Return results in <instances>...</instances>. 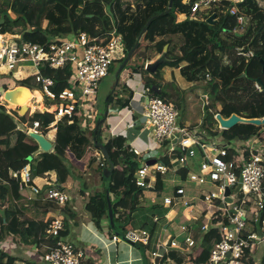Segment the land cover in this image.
Returning a JSON list of instances; mask_svg holds the SVG:
<instances>
[{"label":"trees","instance_id":"obj_1","mask_svg":"<svg viewBox=\"0 0 264 264\" xmlns=\"http://www.w3.org/2000/svg\"><path fill=\"white\" fill-rule=\"evenodd\" d=\"M78 1L0 0V34L16 38L17 43L44 44L54 38H74L81 33L95 38L112 30L113 24L122 35L125 55L119 60L114 59L109 73L117 72L128 52L139 42L135 54L119 76L118 86L109 96V114L105 122L100 125L96 141L106 147L115 164L110 198L117 229L124 234L137 230L147 231L150 235L149 244L144 247L151 245V252H159L161 248L157 243L164 239L165 226L169 224L166 215L170 207L140 208V195L145 191L136 185L137 172L142 168L143 163L152 158L144 160L143 156L147 154L136 155L126 134L114 132L108 120L122 108H130L133 93L126 88V81L135 77L137 73L142 74V82L146 88L150 89V94L171 100L172 96L169 94L171 91L163 84L164 77L161 72L165 67L179 69L183 78L191 83L210 80L208 83L210 93L207 95L211 101L210 106L216 112H209L206 121L210 120L218 125L215 119L217 113L226 119L233 114L246 119L264 118V73L261 62L264 60V0H244L240 4V12L247 17L251 27L250 31L248 27L243 36L234 34L233 28L237 24L233 18H230V5L227 2H221L209 8V11L204 13L203 19L187 17L179 21L178 13H187L190 5L199 0H190L189 4H184V0H174L169 14H166V11L170 0H85L83 4ZM214 14L218 22L209 24L207 21ZM151 19L152 22L147 31L142 34V30ZM152 44H155L156 57L162 53L166 45H169L168 58L171 60L161 65L155 75L145 69L146 64L151 60L148 54ZM239 48L252 52L253 56L247 58L238 55ZM117 61L118 65L115 64ZM25 67L24 71L14 74V79L25 82L20 84L22 86L38 91L34 86L32 87V82L25 81L34 74L27 69L30 67L26 64ZM46 74L53 76L59 82V88L69 87L70 67L62 70H47ZM258 81L263 86L261 91L255 88ZM1 87L0 242L10 238L18 244L38 247L40 235L47 238L48 225L56 219L50 216V209L55 208L54 204L45 200L42 195L31 196L28 189L19 191L17 182L12 179L10 172L14 169L21 170L30 163L33 176L55 172L58 181L54 185L63 188L62 185L67 182L73 168L68 164L70 154L78 161L89 157L90 163L87 169L93 168L97 162L101 161L98 166L99 172L93 173L101 181H103L104 170L110 168V164L103 156L98 159L95 153L98 152L101 155V151L95 145L94 131L83 129L85 117L78 112L74 114L72 120L65 119L58 124L53 150L38 154L40 147L37 142L27 133L17 129L14 117L8 113V104L1 99L6 91H12L16 86L10 88L3 83ZM154 87L160 90V94L153 91ZM176 105L179 109L181 108L180 103ZM26 106L31 107L29 102ZM104 113L105 111L99 115L98 120L104 118ZM12 114L22 123L31 124V127L34 122H39L45 135L48 133L46 128L54 121V115L50 113L35 112L20 116L13 111ZM14 134L16 141L11 146L9 141ZM203 137L208 142L219 141V146L246 145L257 138L264 148V126L238 124L230 130L216 127L206 130ZM232 151L236 154L235 149ZM173 158V162L168 155L158 156L157 160L170 167L169 172L177 170L180 172L179 177L185 178L192 168L188 166L187 169H183L179 165V153ZM74 169H76L75 166ZM162 180L163 175L157 173L155 185L157 192H162ZM80 181L81 193L85 194V189L89 191L87 188L89 182ZM104 186L103 181L102 189L89 194L86 206L92 220L99 228H102L104 221H108V201ZM69 218H71L70 215ZM156 219L159 220L156 221ZM261 219L264 220V213ZM67 221L65 218L63 222L65 227ZM201 224L196 225L190 232L192 238L197 243L203 239L206 242H212L218 236L217 229L212 227L211 230L203 232ZM48 239L50 241L48 247H52L56 240ZM164 247L167 252L160 264L170 260L175 264H187L193 255V253L189 254V251L182 252L181 249L171 247L170 242ZM47 251L49 249L39 251V254L43 255ZM18 260L7 253L0 256V264H18ZM242 262L254 264L246 257ZM152 264H155L154 259Z\"/></svg>","mask_w":264,"mask_h":264},{"label":"built area","instance_id":"obj_2","mask_svg":"<svg viewBox=\"0 0 264 264\" xmlns=\"http://www.w3.org/2000/svg\"><path fill=\"white\" fill-rule=\"evenodd\" d=\"M243 1L199 0L190 5L187 13L178 14L179 21L187 17L196 19L200 11L227 2L230 5V18L235 20L237 26L243 27L247 23V17L239 9ZM1 36L4 35L0 34V38ZM0 42V58L9 69L8 75L17 63L33 65L35 73L30 78L40 88L43 103L45 102L40 111L54 115V121L46 129L57 133L60 122L72 120L76 112L84 115L85 103L97 95L99 83L109 74L118 46L122 43V36L112 24V30L95 38L81 33L74 38H54L44 44L16 41L9 43L3 39ZM237 52L243 57L253 56L252 52H246L243 48L237 49ZM65 67H70L69 87L61 89L58 87L59 82L46 72ZM255 88L261 91L263 86L258 81ZM150 92L149 88L145 89L149 102L142 112L141 123L143 131L152 135L155 145L149 147L146 153L132 146L133 152L139 156L157 153L166 147L171 162L174 161L175 154L179 153V165L183 169L188 166L192 169L182 178L179 177L180 172H169L170 167L157 159L153 166L143 163L136 174V185L143 191L153 192L154 196H140V202H144L147 208L170 207L166 215L168 220L181 210L199 211L203 217L202 231L214 227L218 234L207 249L210 252L208 264H243L244 257L254 264H264V220L261 219L264 213V153L260 152V141L255 138L246 145L230 146H219V141L208 142L203 133H195L190 128L178 125L180 109L173 101ZM202 104L205 109L210 108L208 95L202 98ZM8 113L15 117L11 112ZM28 130L45 136L39 122H34ZM53 140L55 141V137ZM150 144L151 141L147 145ZM232 149H235L236 154ZM199 153L200 164L194 169L191 160ZM157 173L163 175L162 192L155 189ZM10 175L17 182L19 190L29 189L31 196L42 195L43 192L45 200L59 206H66L72 200L63 188L54 185L57 183L56 178L53 179L48 174L33 176L30 163L21 170H12ZM37 181H41L42 185ZM179 205L184 209L179 210ZM191 220H196V217ZM247 226L251 230H247ZM182 230L187 233L184 243L172 240L171 247L193 250L197 243L191 236V229L184 225ZM63 231L64 223L57 218L48 225L46 239L51 238L56 242L47 248L49 251L41 255L40 259L45 264H85V252L78 251L63 241ZM125 235L135 243L149 244L150 235L147 231H130ZM112 240L118 242L120 238L114 235ZM164 246L165 242L158 243L159 248ZM152 256L157 258L159 252H153Z\"/></svg>","mask_w":264,"mask_h":264},{"label":"rangeland","instance_id":"obj_3","mask_svg":"<svg viewBox=\"0 0 264 264\" xmlns=\"http://www.w3.org/2000/svg\"><path fill=\"white\" fill-rule=\"evenodd\" d=\"M78 2L83 4L85 2V0H79ZM208 11L209 10H202L200 12L207 13ZM248 27H249V21L247 20V23H245L243 27L242 26H236V27L233 28L234 31H235L234 34H236V33L244 34V32L247 31ZM0 39L6 40L9 43H12V42H14L16 40V38H12V37L5 36V35L3 37L1 36ZM124 55H125V51H124V48H123V44H120L118 46V49H117V54H116V59L115 60H119ZM25 64L27 65V67H30V68H27V69L30 70V72L34 73L33 65L31 63H25ZM25 64L23 65V64L17 63L16 67L14 69H12V72H10L9 75H8L7 74V72H8L7 70H9V69L2 63V60L0 58V93L2 91L1 90L2 89L1 86H2L3 83H5L10 88H12L14 86L19 87V86H21L20 84L25 83L23 81L22 82H18L17 80L14 79V74L16 72H22V71L25 70V68H26ZM115 64L118 65V61L115 62ZM115 64H114V67L116 66ZM167 70H171L172 71V69L170 67H166V68H164L162 70V72H161L162 75H164ZM116 73L110 72L105 78H103L101 80V82L99 83V87H98V90H97V95L94 96V97L89 98L87 100V102L85 103L86 110L84 111V115H83L85 117L83 129H87L90 132L94 131V129H95L96 125H97V122L99 121L98 120L99 115L102 114L103 111L106 112L105 107L108 104L107 100H109V96L112 94L113 90H115ZM179 73L180 72H179L178 69L177 70H173L172 72L167 73V75H166L167 78L164 79V83L167 82L169 84V86H170L171 92H173L175 94V98L172 101L175 104H177V103L181 104L180 116H179V124L183 128H190V130L195 132V133L199 132V133H203V134L205 133L206 134V130H208V128L205 126L206 125V120L205 119H206V114H208L210 112L209 111L210 108H207L205 110V107L202 104V98L205 95L210 93V87H209V84H208L210 80L201 81V82H198V83H191L192 84L191 85L190 83L186 82V80H184V78H182L179 75ZM33 75L34 74H31L30 77H32ZM30 77L28 79L26 78L25 81H28V80L32 81ZM142 78H143L142 74L137 73L135 75V77L129 78L126 81V84L128 86L129 91L133 93V98H134L133 100L136 101V102L141 101V99H142L141 96L143 97V94H145L144 93L145 92L144 84L142 82ZM32 87H33V85H32ZM38 89H40V88L38 87ZM31 91H32V94L28 96L29 99L23 105H26L29 102L31 107H30V110L28 111V113L30 112V114H33L35 112H40V108L42 109L41 104H40V106L36 105V103L37 104L40 103V98H42V96L40 95L41 93L39 91H37V90L34 91L33 89H31ZM9 92H12V91L11 90L6 91V93L3 94L1 99L4 102H6L10 108L14 107L13 111L17 112L19 114V110H20L22 104L21 103H12L10 101V99L6 100V97H7L6 95ZM14 92H16V91H14ZM26 93H25V95H26ZM8 106H7V110L9 108ZM8 112H10V111L8 110ZM128 113H129V109L128 108H122L121 110H119L118 113H116L115 115H112L108 121L111 124V126L113 127V129H116V128L119 127V129H118V131L116 133H121L122 132V133L126 134L127 136H130L129 135V131L131 130L133 132H136L137 134H140L141 131H138L139 127L135 126V124L132 122V117H129ZM14 120H15L16 123L17 122L22 123L20 121V119H18V117H14ZM211 123H212V121L207 123V125L209 124L211 126ZM27 126L31 127V124H29ZM28 131H31V130H28ZM53 135H54V132L51 131V132H48L47 136H45V137L47 139H49ZM141 137H142V140L141 139L136 140L132 144V146L134 148H136L137 150H139L140 152L146 153V151L148 150L149 147H153L155 145V142L152 140L153 139L152 135L150 133H148V132H144L141 135ZM53 138H54V136H53ZM15 141H16V139L14 140V138H11L10 141H9L10 145L11 146L14 145ZM149 141H151V144L147 145L149 143ZM129 142H130V140H129ZM95 154H97L98 159H101L102 154L100 155V154H98V152H96ZM166 155H167V151H166V147H164L162 150L158 151L157 153H147V155L143 156V159L144 160L151 159V158L152 159H157L158 156H166ZM70 156H71L70 158H74L73 155L70 154ZM89 159L90 158L87 157V158H85L82 161H76L75 162L76 169H71V172H78L77 170H80L82 172L84 170H87L86 172H88V174H91V173H94V172H99L98 166H99V162H101V161L97 162L96 165L93 168L87 169V166H89V163H90ZM191 163L193 165L192 167L194 169H197L199 167V164H200L199 155L195 159L191 160ZM68 164H70V163H68ZM107 169H109V168H106L105 170H107ZM13 171H18V170L14 169ZM93 182H94V179H90V183L91 184L88 183L87 187H92L93 186ZM188 186L190 187V185H187V187ZM66 192L70 193V195H73L74 197L77 196V194L73 193L72 190H66ZM92 192H94V191H89V194H91ZM84 193L86 195H88L87 194L88 191H86V189H85ZM42 195H43V192H42ZM143 195H145V197H147V195L151 196V197L154 196L152 193L146 192V191L143 192V194H141L140 196H143ZM47 201L49 202V200H47ZM71 202H72V200L67 204V206H59L58 204L52 202L54 204V206H56L57 208L62 210V213L59 216H56L55 214L51 213L50 216L56 217L57 219L61 220L62 222H64V219L67 218V220H68L67 221V226H68L69 225V221L71 220L69 218V215L72 214V215L76 216V214H75L76 212H75L74 207H73ZM140 205H141L142 208H147L145 206L144 202H142ZM178 209L181 210V209H184V207L182 205H179ZM193 210H195V209H193ZM194 217H196V220H194L195 222H199V221L203 220V217H202V215L200 214L199 211H197V213H196V215H194ZM21 218H25V217H21ZM184 221H185V217L184 216L178 217V222L179 223L182 224ZM68 229H69V226H68ZM65 230H66V227L64 226V231ZM247 230H251L250 226H247ZM67 235L68 234L63 235V233H62L61 238H62L63 241L67 240L66 239ZM41 237H42V235H40V238ZM43 243H44V241H43ZM137 244L145 249L146 255H147V258H148V263L152 264V259H154V261L156 259V258H154L152 256V253H151L152 246L150 245V246L144 247L146 245H144L142 243H137ZM198 244H200L199 247H201V248L205 247L204 246L205 242H202V245H201V242L200 243L198 242L196 246H198ZM20 246H23V247H20ZM35 247L36 246H34V245L25 246V245H22L20 243L17 244V245L16 244H14V245L11 244L9 247L8 246H4V248L8 252L10 251V252L16 253V255L19 258H21V259L25 258V257L26 258L27 257L30 258V256H31L30 250L33 249V252H32L33 256H34V253L37 254L36 255V259H35V264H45L40 259V255L38 257V253H37L38 249H37V247L36 248ZM204 249L206 250V248H204ZM205 250H203L201 252L202 255H207L208 254V252L205 251ZM25 251L29 252V253H25ZM192 257H193V255H192ZM190 264H194V262H191Z\"/></svg>","mask_w":264,"mask_h":264},{"label":"crops","instance_id":"obj_4","mask_svg":"<svg viewBox=\"0 0 264 264\" xmlns=\"http://www.w3.org/2000/svg\"><path fill=\"white\" fill-rule=\"evenodd\" d=\"M189 3H190V0H184V4H189ZM204 16H205V14L202 12H199L197 14V17L199 19H203ZM148 55L150 56V59H151L148 63L154 62L159 57V56L156 57L157 52H156L155 44H152V48L149 51ZM171 69H172V71L177 70L174 68H171ZM172 71L167 70L165 72V74L163 75L164 79L167 78L166 77L167 73H170ZM179 75L183 78V76L180 73H179ZM28 82H32L33 86L36 89H38V86L36 84H34L33 80L32 81L28 80ZM186 82H188V81H186ZM188 83L191 84V82H188ZM193 83H198V82H193ZM163 84H165V86H168L170 89L169 84L167 82L164 83V80H163ZM126 88H128L127 84H126ZM145 89H146V87L144 85V90ZM38 91L40 92L39 89H38ZM169 94H171V96H172L171 100H169V101L174 100L175 94L173 92H170ZM141 98H142L141 101L136 102L133 100L134 98L132 97L131 106H130V108H128L129 109V113H128L129 117H132V122L135 124V126L139 127L138 131H141L140 134H137L136 132H133L130 130L129 131L130 136L126 135L127 138L130 140L131 146L136 140H138V139L142 140L141 135L145 132L142 129L141 119H142V112L145 108V105L147 104V94L146 93L143 94V97L141 96ZM28 99L29 98H27L25 101H27ZM40 104H41V107L43 109V105H44L43 96H42V98H40V103H38V104L36 103L37 106H40ZM210 109H211L210 112H213V113L216 112L211 106H210ZM8 110L12 113V111L14 109L9 107ZM206 117H207V114H206ZM209 122H210V120L206 121V125H205L209 130H212V128L215 129L216 127H218L220 129L219 124L215 125L212 122L211 126H210L209 124L207 125V123H209ZM22 124L25 126V128H27V130L29 129V127L27 125H25L24 123H22ZM178 125L180 127H182L179 124V120H178ZM118 129H119V127L116 129H113V131L117 132ZM209 130H207V131H209ZM45 136H47V134ZM53 136L56 139V133L55 132H54ZM53 136H51L48 140H50L54 146L55 141L53 140ZM12 137L14 138V140L16 139V135H13ZM257 145H259V143ZM260 152L264 153L263 147H261ZM69 159H70L69 163L72 165V167H73L72 169H74L75 162L78 160H76L75 158H69ZM80 161H82V160H80ZM87 173L88 172H71V175L69 176L67 182L64 185H62L63 189L65 191L66 190H72L73 193L77 194V196H75V197L73 195H70L72 198L71 203H72L74 210L76 212L75 213L76 216L70 214L71 220L69 221V225H68L69 229H68V226H66V230L62 232V233H65V235L68 234L66 237L67 240L65 242L74 246L76 250L85 252V264H143L142 252L140 250L134 248L132 245H130V244H128L122 240H119L118 242H114L112 240L114 234H113V232H111V230H110L111 228L109 229V227H110L109 218H108V221L103 222L102 228H99L94 223V221L92 220L91 215L87 211V208H86L87 203L89 201V196H90L89 191H96V190L102 189L104 179H103V181H101V179L96 174H93V173L87 174ZM45 174H48L49 177H51L53 179L56 178L58 181V177H57V174L55 172H49V173H45ZM85 179L89 183H90V179H94L93 186L87 187V188H89V191L87 193L88 195L81 193V189H80L81 188V181L80 180L85 181ZM0 181H1V179H0ZM1 182H0V184H1ZM37 183L39 185H42L41 181H37ZM104 189H105V187H104ZM150 193H152L154 195L153 192L150 191ZM147 197H151V196L147 195ZM151 198H153V197H151ZM54 207L55 208H51V209H54L56 213L51 212V211L50 212L54 213L56 216H59L62 213V210H60L56 206H54ZM140 208H142V207H140ZM196 213L197 212L195 210L186 209L184 211L181 210V212H179V213L175 212L172 215L173 217L169 218L171 220H168L166 218L169 224H167L165 226L166 231L164 233V239H162V241L165 242V246L169 242L171 243L172 240H177L180 243H184L185 238L187 236V233H184V231L182 230V226H184V225L187 227L190 226L191 230H193L196 225L201 224L200 223L201 221L195 222L194 220H191V218L194 217V215H196ZM180 216L185 217V221L182 224L178 222V217H180ZM43 241H44V243H43ZM48 242H50V241L48 239H46V237H44V238H43V236L41 237L40 243L37 247L38 257H39V255L41 256V254H39V251H44L45 249L48 248V246H49ZM159 242H161V241H159ZM158 243H157V245H158ZM196 243H197V241H196ZM11 244L17 245L18 243L13 242L12 239H10V238L4 242H0V256L4 253H7V254L12 255V256L14 255V257L18 258L19 259L17 262L18 264H35V259H36L37 254L34 253V256H33V253H32L33 249L30 250V254H31L30 258L25 257V258L21 259L16 255V253H13L10 251L8 252L4 248V246L9 247ZM155 245H156V243H155ZM201 245H202V241H201ZM209 245H210V242H208V241L204 244V246H205L204 248H206V250L204 248L199 247L200 244H198V246H196L195 249H193V250L184 249V248H180V249L182 252H188L189 251V254H191V255L193 253V257L189 258L187 264H190L191 262H195V261H196L195 262L196 264H208L209 250H207V249H208ZM20 247H23V246H20ZM203 250L207 251L208 254L202 255L201 252ZM166 252H167V249H166ZM25 253H29V252L25 251ZM145 253H146V251H145ZM151 253H153V252H151ZM147 263H148V258H147ZM163 264H175V263L170 260V261L164 262Z\"/></svg>","mask_w":264,"mask_h":264},{"label":"water","instance_id":"obj_5","mask_svg":"<svg viewBox=\"0 0 264 264\" xmlns=\"http://www.w3.org/2000/svg\"><path fill=\"white\" fill-rule=\"evenodd\" d=\"M173 2L174 0H170L169 1V8L166 11V14H169L172 10L173 7ZM152 19L147 23L146 27L142 30V34H144L147 31V28L149 27V25L151 24ZM209 24H215L218 21L216 20V15H212L208 21ZM251 27H249L250 31ZM233 32V31H230ZM141 34V36H142ZM238 36H243L244 34H239L236 33ZM140 36V37H141ZM139 47V42H137L135 44V46L128 52L126 58L124 59L123 63L120 65V67L117 70L116 73V83H115V89L118 86L119 83V76L122 73L123 69L125 68V66L127 65V63L130 61V59L133 57V55L135 54V51L137 50V48ZM168 50H169V45H166L162 51V53L159 55V57L152 63H148L146 65V70L148 72H150L151 74H157L158 73V69L161 65L167 64L169 63L171 60L168 58ZM262 65H263V73H264V60L261 61ZM22 89V86L16 87V92L14 94H12L13 92H9L7 94L6 100L10 99V101L12 103H21L22 101L19 100V94L18 92ZM153 91L156 92L157 94H160L159 89H157L156 87L153 88ZM114 92V90H113ZM112 92V93H113ZM8 98V99H7ZM108 102V100H107ZM149 102V97H147V103ZM29 111V108L25 105H22L20 110H19V115L20 116H25ZM109 114V104L108 107L106 108V112L104 113V118L99 120L97 122V125L94 129V142L96 147L101 151L103 157L109 162L110 164V168L105 170L103 172V179L105 182V194H106V198L108 201V218H109V224H110V228L111 231L113 232L114 235L118 236L120 238V240L132 245L134 248L140 250L142 252V259H143V264H148L147 263V256L145 253V249L141 246H139L137 243L131 241L130 239H128L126 237V235L117 229L116 225H115V221H114V210H113V205L111 202V198H110V186L112 183V177H113V171L115 169V164L112 162L110 155L106 149V147L102 144L96 141V136L98 134L100 125L103 124L105 122V119L107 118ZM216 121L219 123V127L220 129L223 130H230L233 127H235L238 124H247V125H254L257 127H263L264 126V118L262 119H246V118H242L236 114H233L230 118H224L221 114H217L216 115ZM17 128L19 131L27 133L28 136L30 138H32L34 141L37 142V144L40 147V150L38 151V154L40 153H49L53 150V144L50 140H48L45 136H43L42 134H37L33 131H28L27 128H25V126L20 123L17 122L16 123ZM157 160L156 159H151L148 160L146 163L149 166H153L154 164H156ZM227 194H229V190L227 191ZM51 212H55L54 209H50ZM166 252L165 248H161L159 251V256L155 259V264H159L164 256Z\"/></svg>","mask_w":264,"mask_h":264},{"label":"bare ground","instance_id":"obj_6","mask_svg":"<svg viewBox=\"0 0 264 264\" xmlns=\"http://www.w3.org/2000/svg\"><path fill=\"white\" fill-rule=\"evenodd\" d=\"M2 44V42H0V45ZM33 70H34V68H33ZM34 73H35V70H34ZM22 86V85H21ZM16 90V88L14 89V90H12V92L13 91H15ZM27 92V93H26ZM15 92H13L12 94H14ZM25 93H26V95H25ZM18 94H19V100H21L22 102H21V104L23 105V104H25L27 101H25L27 98H28V96L29 95H31L32 94V91H31V89L30 88H28V87H26V86H22V89L18 92ZM7 96V95H6ZM8 99V98H7ZM10 103V102H9ZM26 106V105H25ZM28 107V106H27ZM29 108V107H28ZM30 109V108H29Z\"/></svg>","mask_w":264,"mask_h":264},{"label":"clouds","instance_id":"obj_7","mask_svg":"<svg viewBox=\"0 0 264 264\" xmlns=\"http://www.w3.org/2000/svg\"><path fill=\"white\" fill-rule=\"evenodd\" d=\"M179 14V13H178ZM198 18V17H197ZM217 20V19H216ZM122 36V35H121ZM122 42H123V38H122ZM122 44V43H121ZM116 58V57H115ZM111 68V67H110ZM110 71V70H109ZM40 90V89H39ZM41 92V91H40ZM42 95V94H41ZM111 96V95H110ZM218 114V113H217ZM218 123V122H217ZM219 124V123H218ZM223 130V129H222ZM102 154V153H101ZM201 223V222H200ZM190 229H191V227L190 226H188ZM192 231V230H191ZM203 241H205V240H203ZM206 242V241H205ZM163 248H165V247H163ZM166 249V248H165ZM166 253V252H165ZM164 257V256H163ZM163 259V258H162ZM161 263V262H160ZM159 263V264H160Z\"/></svg>","mask_w":264,"mask_h":264}]
</instances>
